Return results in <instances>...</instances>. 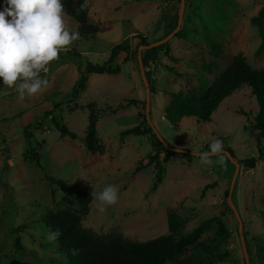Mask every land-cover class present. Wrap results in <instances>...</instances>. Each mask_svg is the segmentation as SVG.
<instances>
[{
	"label": "rangeland",
	"instance_id": "374dc122",
	"mask_svg": "<svg viewBox=\"0 0 264 264\" xmlns=\"http://www.w3.org/2000/svg\"><path fill=\"white\" fill-rule=\"evenodd\" d=\"M5 6V0H0V11ZM263 6L264 0H186L175 36L154 48H142L150 78L151 119L170 145L199 152L220 139L224 150L229 146L237 160L257 158L254 168L241 163L232 195L244 222L250 264H264V156H257V135L251 131L259 110L255 95L245 85L220 103L212 120L185 117L178 127L167 120L165 109L173 92L205 91L239 52L254 69L264 68V52L256 55L262 37L251 22ZM84 7L91 23L111 28L79 36L62 51L47 73H41L49 81L43 92L21 101L15 89L0 79V264H68L57 240L48 239L53 232L48 215L65 210L80 214L83 227L98 235L120 233L132 241L168 234L170 213L183 220L174 233L177 239L218 216L227 232L213 224L201 238L213 242L215 252L190 248L177 261L247 264L239 220L228 203L236 165L226 153L223 164L213 156L209 166L201 164L197 155L159 145L153 133H122L140 124L146 131L150 127L138 49L176 29L181 0H85ZM67 19L69 29L77 32L79 22L68 13ZM117 44L129 46L128 52L121 51L111 62L120 63L122 71L89 75L86 88L73 101L70 95L87 62L108 64ZM74 103L85 107L75 109ZM88 104L98 114L101 153H93L85 144ZM119 105L123 108L116 112L105 110ZM53 116L77 137L56 129ZM260 139L264 148V138ZM30 148L37 149L40 165L31 160ZM155 155L161 158L160 167L157 160L145 165ZM158 174L161 181L156 179ZM47 175L62 179L67 189ZM109 184L119 189L118 203L101 213L93 197L85 211L77 191L92 186L93 192H99Z\"/></svg>",
	"mask_w": 264,
	"mask_h": 264
},
{
	"label": "trees",
	"instance_id": "16d2710c",
	"mask_svg": "<svg viewBox=\"0 0 264 264\" xmlns=\"http://www.w3.org/2000/svg\"><path fill=\"white\" fill-rule=\"evenodd\" d=\"M66 13L71 15L79 22L77 31L80 37H88L95 35L111 27L97 25L90 22V15L85 9V0H62ZM251 22L258 27L262 37V43L256 51V55L260 56L264 52V6L260 9L257 15L251 18ZM145 42V39L143 40ZM129 50L127 44H117L112 48L111 57L108 64L100 65L98 63L87 62L85 70L81 71L80 77L73 87L71 98L78 97L82 90L87 86L89 75L94 73L99 74H118L122 71L120 63L112 64L111 62L119 55L121 51ZM149 78V76H148ZM150 80V78H149ZM249 86L252 93L255 95L259 110L255 117L252 133L259 140L261 157L264 156V148L261 147V137L264 138V68L254 69L247 61L246 56L239 52L234 55L228 66L219 73L215 80L209 84L208 88L202 93L182 92L171 93V101L165 109V116L169 122L178 127L180 122L185 117H193L198 121L212 120V114L219 107L220 103L232 95L235 91L243 86ZM90 107V118L85 137L87 148L93 153H101L104 150L103 143L100 142L97 136L98 114L93 104H88ZM85 106L74 103V108H84ZM70 108V110H74ZM123 106L119 105L116 108L108 106L106 112L112 110L116 112ZM49 114H52L51 111ZM53 126L58 129L63 135H69L76 138V134L71 131L66 125L61 124L54 116L52 117ZM146 121V120H145ZM30 127V125H29ZM28 127V128H29ZM246 128H249L246 125ZM155 133L149 127L147 131L143 125H136L122 131L123 134L141 135L144 133ZM30 131L26 132L27 138H30ZM156 136V135H155ZM157 143L163 146V143L157 138ZM226 150L231 151L229 146ZM28 153L30 158L37 165H40V156L36 148H30ZM233 154V153H232ZM158 161L160 167L161 158L155 155L145 165ZM240 163L245 164L248 168H254L257 163L255 156L246 158ZM51 182L56 183L63 189H67V184L62 179H56L47 175ZM157 181L162 180L161 175H157ZM156 184L153 185V189ZM92 186L80 188L76 195L77 200L87 211L93 196ZM264 220V210L261 211ZM168 234H162L155 238L146 241H132L125 238L122 234L116 233L107 236L98 235L91 230L83 227L82 217L80 214L65 210L58 214L48 215V223L53 232L59 230L61 235L56 239L60 250L65 254L68 264H168L169 261H176V264H186L178 262L180 255L186 253L190 248L201 247L203 250L214 253V243L202 241V235L213 224L226 233L225 226L218 216L210 217L199 223L190 233L180 236L178 239L174 233L178 230L182 223L181 217L174 213L168 216ZM223 257L222 255H219Z\"/></svg>",
	"mask_w": 264,
	"mask_h": 264
},
{
	"label": "clouds",
	"instance_id": "9594fccd",
	"mask_svg": "<svg viewBox=\"0 0 264 264\" xmlns=\"http://www.w3.org/2000/svg\"><path fill=\"white\" fill-rule=\"evenodd\" d=\"M0 11V79L8 88H14L21 101L43 92L49 84L41 73H47L50 63L79 39V32L68 27L67 13L62 0H5ZM200 163L211 166L224 163V144L213 140L207 151L197 153ZM103 213L108 206L118 203L119 189L106 185L102 191L92 192ZM59 230L49 234L56 240Z\"/></svg>",
	"mask_w": 264,
	"mask_h": 264
},
{
	"label": "water",
	"instance_id": "95a60500",
	"mask_svg": "<svg viewBox=\"0 0 264 264\" xmlns=\"http://www.w3.org/2000/svg\"><path fill=\"white\" fill-rule=\"evenodd\" d=\"M185 6H186V0H181V8H180V13L178 16V24L177 27L174 31H172L169 35H167L166 37L162 38L161 40L149 43V44H143L140 45L139 49H138V60H139V66H140V71H141V75L146 87V120L148 121L149 126L152 128L153 132L155 133V135L157 136V138L163 143V145L170 151H175V152H180V153H185V154H190V155H197L199 156L197 153L199 152H203V151H191V150H187V149H182L179 147H175L173 145H170V143L164 138V136L160 133V131L158 130V128L156 127V125L154 124V122L151 119V114H150V102H151V86H150V81L149 78L147 76V72L145 69V65H144V61H143V56H142V48H154L158 45H161L165 42H167L172 36H175V34L179 31L181 25H182V21H183V17H184V13H185ZM255 149L257 151V156L259 157L261 155L260 152V147H259V140L256 138L255 139ZM224 153H226V155L228 156V158L236 165V169L234 172V175L232 177L231 180V186H230V190H229V195H228V203L229 205L232 207V209L234 210L238 220H239V229H240V233H241V237L243 240V248H244V253H245V257H246V263L250 264V259H249V253H248V249H247V244L244 238V222L243 219L240 215V212L238 210V208L236 207V205L232 202V195H233V189L234 186L236 184L239 172H240V168H241V163L239 162V160L236 159V157L227 150H224Z\"/></svg>",
	"mask_w": 264,
	"mask_h": 264
}]
</instances>
